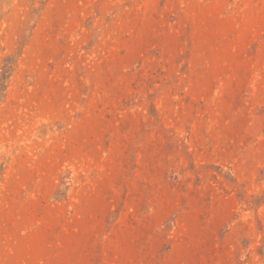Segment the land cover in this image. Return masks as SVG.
<instances>
[{
    "label": "rangeland",
    "instance_id": "rangeland-1",
    "mask_svg": "<svg viewBox=\"0 0 264 264\" xmlns=\"http://www.w3.org/2000/svg\"><path fill=\"white\" fill-rule=\"evenodd\" d=\"M0 264H264V0H0Z\"/></svg>",
    "mask_w": 264,
    "mask_h": 264
}]
</instances>
